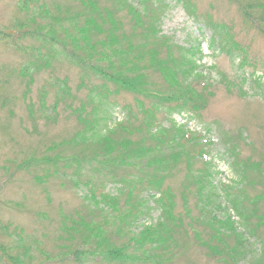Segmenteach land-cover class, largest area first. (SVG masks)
Masks as SVG:
<instances>
[{"label": "rangeland", "instance_id": "rangeland-1", "mask_svg": "<svg viewBox=\"0 0 264 264\" xmlns=\"http://www.w3.org/2000/svg\"><path fill=\"white\" fill-rule=\"evenodd\" d=\"M248 3L0 0V264H264Z\"/></svg>", "mask_w": 264, "mask_h": 264}, {"label": "trees", "instance_id": "trees-1", "mask_svg": "<svg viewBox=\"0 0 264 264\" xmlns=\"http://www.w3.org/2000/svg\"><path fill=\"white\" fill-rule=\"evenodd\" d=\"M254 3H248L246 6H244L246 9H249V8H257L258 10H260V17H259V23H264V2H261V0H253ZM245 14L247 17H251L246 10H244ZM137 12L134 11V16L136 17V14ZM253 19V18H251ZM82 42L83 43H86V38H81ZM112 42H114V38L113 37H110L109 39V44H111ZM73 44L75 46V48L78 47V44H77V41L74 42L73 40ZM115 53H118L117 49H115L114 51H111L110 54H106L103 59L105 61H107L106 63V67L105 68H102L100 67L98 64L96 63H92L90 64L88 61H90V59L87 61L88 62V67L91 69V70H98V69H101V71L99 72H96V73H99L101 74L106 80L108 81H111V82H118L120 88H127L128 86L131 87V84L130 82L128 81V78L126 77L127 75H121V74H118L117 72H115V60L113 61V57L116 56ZM112 58H111V56ZM84 61V60H82ZM98 61V60H97ZM171 99H175L177 101H181L182 102V107H185V106H188L190 105L191 107H194V105L190 104V103H187L186 104V101H190L192 96L189 95V94H186V93H182V94H172V96L170 97ZM140 155V154H139ZM146 155H144L142 153L141 158H144ZM139 159L137 161H139ZM160 165H161V162L159 165H156V170L157 172L160 174L161 173V168H160ZM158 186L159 185H156L154 188L158 189ZM164 232V231H163ZM166 240L162 237V236H154V239H152L151 241V245L150 246H156V245H163V243L165 242ZM141 249V248H140ZM147 251H144V253H146Z\"/></svg>", "mask_w": 264, "mask_h": 264}]
</instances>
